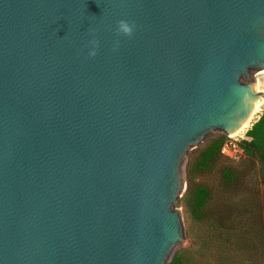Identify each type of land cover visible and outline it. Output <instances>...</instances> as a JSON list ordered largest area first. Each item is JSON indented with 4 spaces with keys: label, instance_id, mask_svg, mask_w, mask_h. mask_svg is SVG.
Masks as SVG:
<instances>
[{
    "label": "water",
    "instance_id": "obj_1",
    "mask_svg": "<svg viewBox=\"0 0 264 264\" xmlns=\"http://www.w3.org/2000/svg\"><path fill=\"white\" fill-rule=\"evenodd\" d=\"M261 71L264 0H0V264H166Z\"/></svg>",
    "mask_w": 264,
    "mask_h": 264
},
{
    "label": "trees",
    "instance_id": "obj_2",
    "mask_svg": "<svg viewBox=\"0 0 264 264\" xmlns=\"http://www.w3.org/2000/svg\"><path fill=\"white\" fill-rule=\"evenodd\" d=\"M247 136L250 141L240 143L247 158L239 165L223 169V193L227 199L222 203L216 204L213 191L196 183L193 177L211 171L222 159L231 160L221 153L226 137L211 142L194 160L189 172L185 204L195 219L206 223L211 230V241L200 252L207 251L214 259L212 264L233 261L234 253L230 250L242 251L243 258L249 257L251 263L264 264V114ZM240 194L243 198L237 202L234 198ZM236 235L237 242L233 244ZM217 250H221L219 255ZM187 260L185 255H178L172 264H190ZM239 263H244L243 259Z\"/></svg>",
    "mask_w": 264,
    "mask_h": 264
},
{
    "label": "rangeland",
    "instance_id": "obj_3",
    "mask_svg": "<svg viewBox=\"0 0 264 264\" xmlns=\"http://www.w3.org/2000/svg\"><path fill=\"white\" fill-rule=\"evenodd\" d=\"M253 78L256 80V85H255L256 88H257V83H260V86L264 88V71H261L259 73H254ZM263 114H264V107L261 113L258 115L257 120L250 127V129H248L246 133L242 135L241 137L234 138L236 141H239L238 142L239 144L242 141H250V138L247 136V133L253 128V126L257 122H259ZM221 137H226V136L221 132H213V133L207 134L202 139V141L196 147H193L192 149H190L185 156L184 173H183V184L185 188H184V191L180 194V197L178 199V205L174 207V209L179 212V215L181 218L184 239L174 249V251L170 255L166 264H172L173 260L178 255H185V257L188 259L187 261H189L190 264H212V262L214 261V259L210 257V254H208L207 251L200 252L201 247L202 246L207 247L208 242L211 241L210 239L211 230L209 229V226L206 223L195 219L190 207L185 204V198H186V193L188 189V176H189V172L192 168L194 160L198 157V155L204 149L208 147V145L211 142ZM230 139H233V138L228 136L226 137L225 141L227 142ZM245 158H247V156L244 153L237 160L222 159L213 167L211 171L203 173V174H196L194 175L193 179L196 183L207 186L213 191L214 202L216 204L222 203L221 201L223 199L225 200L227 199L226 197L227 195H225L226 193H223V188H224L223 183H222L223 169L227 167L239 165ZM262 190L264 192V183H262ZM242 198L243 196L241 195L239 197L234 198V200L239 202L241 201ZM225 200L224 202L226 203ZM238 235H236L235 240L233 239L234 240L233 244L237 242ZM232 249L234 248L232 247ZM220 251L221 250L219 251L217 250L218 252L217 255H219ZM230 251L234 253L233 255L231 254L234 260L227 264H254V263H251V259L249 257L246 256V260L243 258L244 256L242 254L243 253L242 251H241L242 253L236 250H230ZM214 252H216L215 249H213V253ZM242 259L244 263H239V261H241Z\"/></svg>",
    "mask_w": 264,
    "mask_h": 264
},
{
    "label": "bare ground",
    "instance_id": "obj_4",
    "mask_svg": "<svg viewBox=\"0 0 264 264\" xmlns=\"http://www.w3.org/2000/svg\"><path fill=\"white\" fill-rule=\"evenodd\" d=\"M256 90L259 93L264 94V88L260 86V83H257ZM263 107H264V95L260 97L255 112L249 117V119L244 123V125L239 130H237L233 135H229V137L234 139L235 137H241L242 135H244L246 131L250 129L252 124L257 120V117L261 113Z\"/></svg>",
    "mask_w": 264,
    "mask_h": 264
},
{
    "label": "built area",
    "instance_id": "obj_5",
    "mask_svg": "<svg viewBox=\"0 0 264 264\" xmlns=\"http://www.w3.org/2000/svg\"><path fill=\"white\" fill-rule=\"evenodd\" d=\"M238 142L235 139L225 142L221 150L222 155L231 160L239 159L244 154V151Z\"/></svg>",
    "mask_w": 264,
    "mask_h": 264
},
{
    "label": "clouds",
    "instance_id": "obj_6",
    "mask_svg": "<svg viewBox=\"0 0 264 264\" xmlns=\"http://www.w3.org/2000/svg\"><path fill=\"white\" fill-rule=\"evenodd\" d=\"M119 29L120 31L124 32V33H130L131 32V28L129 27V25L124 22V21H121L120 24H119Z\"/></svg>",
    "mask_w": 264,
    "mask_h": 264
}]
</instances>
